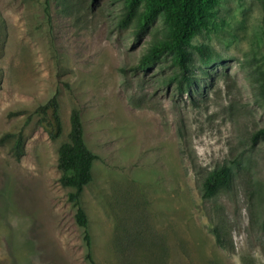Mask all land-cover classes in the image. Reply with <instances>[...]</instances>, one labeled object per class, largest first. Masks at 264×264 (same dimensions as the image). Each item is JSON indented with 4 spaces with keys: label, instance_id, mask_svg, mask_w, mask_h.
Here are the masks:
<instances>
[{
    "label": "rangeland",
    "instance_id": "obj_1",
    "mask_svg": "<svg viewBox=\"0 0 264 264\" xmlns=\"http://www.w3.org/2000/svg\"><path fill=\"white\" fill-rule=\"evenodd\" d=\"M124 10L0 0V137H27L19 161L12 141L0 144V264H89L57 168L72 108L97 157L80 194L96 264H264V138L253 137L264 127V0H219L192 41L208 50L189 49V92L171 55L140 63L168 35L163 17L120 27ZM53 95L56 140L32 115ZM222 164L229 189L203 199L202 179Z\"/></svg>",
    "mask_w": 264,
    "mask_h": 264
},
{
    "label": "trees",
    "instance_id": "obj_2",
    "mask_svg": "<svg viewBox=\"0 0 264 264\" xmlns=\"http://www.w3.org/2000/svg\"><path fill=\"white\" fill-rule=\"evenodd\" d=\"M218 3L219 0H125V10L118 21V26L126 27L136 19L139 29L146 30L158 16H162L168 35L155 43L142 57L140 63L147 65L162 54L171 55L173 64L179 69L177 86L189 92L195 83L191 72L192 58L189 49L194 48L200 53L208 50L205 45L194 46L192 41L209 29ZM32 113L37 117V124L51 140L61 136L62 121L57 95L36 106ZM69 124L68 139L59 146L57 153L59 183L62 187L71 189L67 200L74 210L75 223L82 229L84 258L89 264H96L91 251L88 219L81 206L80 194L83 187L92 180V164L97 157L85 143L81 116L77 108L71 109ZM253 137L264 138V127L256 130ZM26 140L27 137L22 130L17 133L7 132L0 137V144L12 141L11 154L16 161H19L25 154ZM232 176L233 168L228 164H222L212 170L201 181V197L210 199L220 191L229 189ZM212 232L216 244L224 247L218 231L214 229Z\"/></svg>",
    "mask_w": 264,
    "mask_h": 264
}]
</instances>
